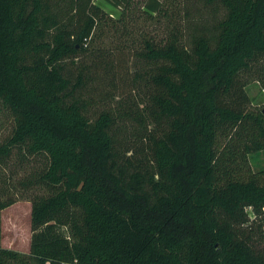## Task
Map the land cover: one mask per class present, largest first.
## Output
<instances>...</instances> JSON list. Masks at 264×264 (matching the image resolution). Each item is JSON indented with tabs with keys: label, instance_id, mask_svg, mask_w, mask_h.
Wrapping results in <instances>:
<instances>
[{
	"label": "trees",
	"instance_id": "obj_1",
	"mask_svg": "<svg viewBox=\"0 0 264 264\" xmlns=\"http://www.w3.org/2000/svg\"><path fill=\"white\" fill-rule=\"evenodd\" d=\"M104 1L119 14L0 0V114L14 120L0 162L23 144L48 160L29 251L3 243L17 200L0 199V264H264V169L249 160L264 109L244 82L253 69L264 85V0H206L227 14L188 37L176 0ZM90 81L109 107L91 111Z\"/></svg>",
	"mask_w": 264,
	"mask_h": 264
},
{
	"label": "rangeland",
	"instance_id": "obj_2",
	"mask_svg": "<svg viewBox=\"0 0 264 264\" xmlns=\"http://www.w3.org/2000/svg\"><path fill=\"white\" fill-rule=\"evenodd\" d=\"M98 3L113 16H117L119 11L104 0ZM179 10L177 25L183 27L188 37L191 32L198 28L206 26L208 32L212 35L218 32L219 22L226 16L227 9L220 1L207 2L206 0H176ZM174 7V6H173ZM168 24V21H165ZM143 25L151 29V23L145 22ZM175 27V24L172 25ZM144 27V26H143ZM162 33V31H161ZM115 37L106 38L103 46H107L109 41ZM123 42V41H121ZM92 69V67H90ZM103 80H107L103 78ZM119 82L121 80H118ZM245 90L250 100L252 109H264V85L256 76L252 69L244 74ZM107 85V81L103 82ZM101 83L94 85L93 82H87L85 89L90 98L91 111L100 110L103 106L109 107L111 99H104L100 96ZM98 91V92H97ZM14 133V120L11 113L3 108L0 114V146L5 145ZM146 145V143H144ZM138 147L143 148V142H137ZM250 166L252 170L259 171L264 169V150L253 152L249 155ZM48 160L44 154H31L26 144L21 146H12L11 154L6 163L0 162V199L10 196L16 197L12 205L1 210V223L3 237L6 243H9V235L15 234L16 248L23 247L31 238V180L37 178L47 166ZM45 194L44 190L38 191ZM249 211L252 214L251 209ZM10 233V234H9ZM9 245V244H8Z\"/></svg>",
	"mask_w": 264,
	"mask_h": 264
},
{
	"label": "crops",
	"instance_id": "obj_3",
	"mask_svg": "<svg viewBox=\"0 0 264 264\" xmlns=\"http://www.w3.org/2000/svg\"><path fill=\"white\" fill-rule=\"evenodd\" d=\"M9 236H11V237H9V243H6V242L3 241V243L6 246L11 247V248H15V249H19L21 251H29V248H30L29 247L30 246V243H29L30 241L29 240L26 242V244L23 247L21 246L20 248H16V238H15V234H11ZM65 264H71V263H65Z\"/></svg>",
	"mask_w": 264,
	"mask_h": 264
},
{
	"label": "built area",
	"instance_id": "obj_4",
	"mask_svg": "<svg viewBox=\"0 0 264 264\" xmlns=\"http://www.w3.org/2000/svg\"><path fill=\"white\" fill-rule=\"evenodd\" d=\"M95 3H98L99 0H93Z\"/></svg>",
	"mask_w": 264,
	"mask_h": 264
}]
</instances>
